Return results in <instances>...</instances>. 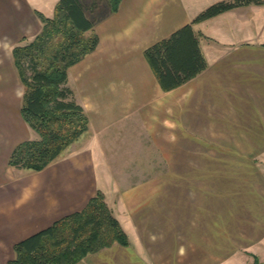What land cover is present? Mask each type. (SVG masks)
<instances>
[{
    "label": "crops",
    "instance_id": "0c3cea01",
    "mask_svg": "<svg viewBox=\"0 0 264 264\" xmlns=\"http://www.w3.org/2000/svg\"><path fill=\"white\" fill-rule=\"evenodd\" d=\"M218 1L100 5L98 46L68 79L88 130L45 168L9 164L15 147L38 135L20 108L16 125L1 120L0 264L14 257L17 242L81 210L98 190L129 244L115 242L74 264L264 262V4L194 23L208 65L173 89H163L145 55ZM58 2L0 0V47L34 38L39 12L53 16ZM135 145L160 152L138 165L160 173H116L133 164L113 151Z\"/></svg>",
    "mask_w": 264,
    "mask_h": 264
},
{
    "label": "trees",
    "instance_id": "16d2710c",
    "mask_svg": "<svg viewBox=\"0 0 264 264\" xmlns=\"http://www.w3.org/2000/svg\"><path fill=\"white\" fill-rule=\"evenodd\" d=\"M104 0H59L53 16L39 12L43 25L31 40L13 48L15 65L25 86L20 112L37 133L18 144L9 164L41 170L58 159L88 130L89 117L68 83L69 69L94 51V31ZM122 0H105L116 11ZM264 0H221L145 50L164 90L173 89L202 72L208 65L193 24L242 5ZM129 238L98 190L87 204L14 245L7 264H74L89 253ZM253 264H264L258 257Z\"/></svg>",
    "mask_w": 264,
    "mask_h": 264
},
{
    "label": "rangeland",
    "instance_id": "374dc122",
    "mask_svg": "<svg viewBox=\"0 0 264 264\" xmlns=\"http://www.w3.org/2000/svg\"><path fill=\"white\" fill-rule=\"evenodd\" d=\"M108 3L102 1L101 7L106 6ZM13 48L7 47L5 49L0 47V125L3 120L8 121L14 118L13 116L17 113L19 114V108L21 107L22 98L25 86L20 78L18 68L15 66V61L13 57ZM75 94V92H74ZM76 97V96H75ZM78 101V100H77ZM16 117V116H15ZM20 118V117H19ZM2 120V121H1ZM15 125L18 121L17 118L13 119ZM6 128V126H5ZM0 130H3L0 129ZM6 130V129H5ZM0 134V138H2ZM151 146V145H150ZM131 149L126 151L122 150L120 152H114V157L121 161H127L129 164L122 168H114L116 173L122 174H157L160 173L162 168H157L154 166H138L139 164H144L145 162L152 163L154 159L160 157L157 156L160 152L150 148L148 151H141L135 146H130ZM13 166V165H12ZM18 167V166H14ZM22 168V167H18ZM15 256V252H14ZM13 258V257H12Z\"/></svg>",
    "mask_w": 264,
    "mask_h": 264
}]
</instances>
